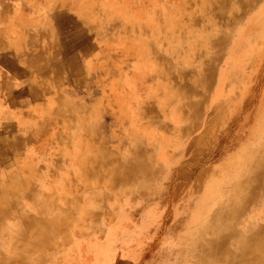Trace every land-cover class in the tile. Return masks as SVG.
<instances>
[{
    "label": "rangeland",
    "instance_id": "1",
    "mask_svg": "<svg viewBox=\"0 0 264 264\" xmlns=\"http://www.w3.org/2000/svg\"><path fill=\"white\" fill-rule=\"evenodd\" d=\"M0 13V264H264V0Z\"/></svg>",
    "mask_w": 264,
    "mask_h": 264
},
{
    "label": "crops",
    "instance_id": "2",
    "mask_svg": "<svg viewBox=\"0 0 264 264\" xmlns=\"http://www.w3.org/2000/svg\"><path fill=\"white\" fill-rule=\"evenodd\" d=\"M4 18L2 16V13H0V19ZM2 28H0V33H1ZM0 66L3 67L4 70H9V72L13 73V84L11 86L10 83L8 81H4V79L6 77H2V72L0 74V83L2 85L1 90L0 91V116H6L9 114H16V111H13L11 108H13L12 106H14L16 108L17 105V101L19 102L20 105V101L22 99V95L19 89H17V84H19V80H21L19 77L20 75L18 74L16 68L13 66H8L5 61L0 60ZM3 78V79H2ZM16 80V82H15ZM6 85V86H5ZM9 87V90H7ZM12 87V88H11ZM12 91V92H11ZM18 115V113H17Z\"/></svg>",
    "mask_w": 264,
    "mask_h": 264
},
{
    "label": "bare ground",
    "instance_id": "3",
    "mask_svg": "<svg viewBox=\"0 0 264 264\" xmlns=\"http://www.w3.org/2000/svg\"><path fill=\"white\" fill-rule=\"evenodd\" d=\"M244 2H246V1H244ZM229 17V16H228ZM56 18H57V20L60 22V24H61V27H63V29H64V31H66L67 33H70V31H77V27L74 25V24H72L71 22H70V19L68 18V17H66V16H63V15H57L56 16ZM222 21V23H221V25L222 26H225V24H226V22H225V20H221ZM227 21V20H226ZM230 26V25H229ZM226 29V28H225ZM91 92V91H90ZM250 199V198H249ZM248 202V201H247ZM245 203V202H244ZM227 209V208H226ZM233 214V213H232ZM246 219V218H245ZM248 221V220H247ZM253 221H255V220H253ZM246 222V221H245ZM251 222V221H250ZM258 224V223H257ZM256 224V222H251L250 224H248L247 223V230H249V232H246V233H248V236L245 238V239H242V240H240V239H238L239 238V236H238V238H237V245H239V249L238 250H233L234 252H245L246 251V249L250 246V244H252L253 243V241H254V239H255V237L258 235V234H260V233H262V232H264V227H260L259 225H257ZM245 225V224H244ZM241 228V227H240ZM215 232V231H214ZM196 233V232H195ZM245 233V232H244ZM189 234V233H188ZM232 234H234V233H232ZM231 235L229 234V237H230ZM218 237V236H217ZM194 240V239H193ZM218 238H216V242H218ZM200 241H201V239H200ZM199 243V242H198ZM201 243V242H200ZM204 243V247H205V242H203ZM215 243V242H214ZM203 248V247H202ZM212 251H213V246L212 245H209V247H208V249H207V252L206 253H208V252H210V254H211V257H212ZM202 252V251H201ZM201 252H199L198 254L199 255H202V253ZM204 253V252H203ZM207 255V254H206ZM204 256V255H203ZM200 257V256H199ZM206 258V257H205ZM204 258V259H205ZM208 258V257H207ZM207 260H210L209 258L207 259ZM196 261H198V258H197V260ZM202 261H203V259H202ZM202 261H198V262H196L197 264H200L199 262H201V264H202ZM211 262V261H210ZM203 264H204V261H203ZM205 264H215V263H213V262H211V263H207V261H206V263ZM229 264H234L233 262H230Z\"/></svg>",
    "mask_w": 264,
    "mask_h": 264
}]
</instances>
